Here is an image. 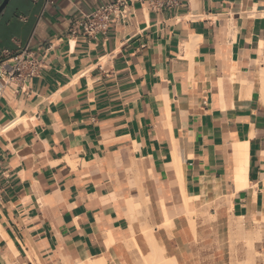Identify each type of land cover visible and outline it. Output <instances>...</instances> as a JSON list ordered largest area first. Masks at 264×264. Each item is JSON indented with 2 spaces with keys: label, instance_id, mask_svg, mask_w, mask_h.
Wrapping results in <instances>:
<instances>
[{
  "label": "crops",
  "instance_id": "crops-1",
  "mask_svg": "<svg viewBox=\"0 0 264 264\" xmlns=\"http://www.w3.org/2000/svg\"><path fill=\"white\" fill-rule=\"evenodd\" d=\"M115 1L0 17V60L45 54L26 93L0 88V264H134L152 236L178 264H233L229 230L264 251V0H127L106 35H72Z\"/></svg>",
  "mask_w": 264,
  "mask_h": 264
},
{
  "label": "built area",
  "instance_id": "built-area-1",
  "mask_svg": "<svg viewBox=\"0 0 264 264\" xmlns=\"http://www.w3.org/2000/svg\"><path fill=\"white\" fill-rule=\"evenodd\" d=\"M151 9L162 10L176 8L181 0H148ZM127 0H117L99 6L91 12H81L82 17L76 20L72 26V35L78 32L91 38L106 35L112 20L120 16L124 19L127 15ZM25 20V18H23ZM52 47L48 46L45 52ZM40 50V49H39ZM45 54L39 55L31 50L28 43L16 52L6 51L0 60V88H11L17 92L26 93L29 85L45 65Z\"/></svg>",
  "mask_w": 264,
  "mask_h": 264
},
{
  "label": "rangeland",
  "instance_id": "rangeland-1",
  "mask_svg": "<svg viewBox=\"0 0 264 264\" xmlns=\"http://www.w3.org/2000/svg\"><path fill=\"white\" fill-rule=\"evenodd\" d=\"M143 206L145 205L143 204ZM146 228H148V226ZM143 229H145V227ZM234 229H236L238 232L244 233L242 227L239 225L234 227ZM229 232H230L229 238H230L231 245H232L233 264L234 263L240 264L239 260H240L241 255L239 251L236 249V243L242 240L244 241L246 240L244 243V247L246 248V252L244 254L248 257V263L246 264H264V251L260 249L258 245L254 244L255 240L256 241L261 240L259 236L253 237L252 235H249V236L244 237L235 231L229 230ZM148 245H149V250L146 251L144 255H139L137 258H135L134 264H147V259L152 251L151 244L149 241H148ZM167 258L168 257L166 256V254H164L162 256V259L160 260V263L163 264L167 262L166 264H172L170 261H167Z\"/></svg>",
  "mask_w": 264,
  "mask_h": 264
},
{
  "label": "bare ground",
  "instance_id": "bare-ground-1",
  "mask_svg": "<svg viewBox=\"0 0 264 264\" xmlns=\"http://www.w3.org/2000/svg\"><path fill=\"white\" fill-rule=\"evenodd\" d=\"M243 158H244L243 149L242 148H239V150H238V157H237L238 165H239V168H238V181H239L238 183H239V188H242L243 187V182L241 181L242 180V171H243L242 170L243 169L242 168L243 167ZM143 203H144V205H146L145 199H143ZM129 206L132 208V211L133 210L135 211V205L133 203H130ZM145 233L147 235H150L151 236L152 231L151 230H146ZM151 241L153 243L151 245L153 249H152V252L150 253V255H149L148 259H147V264H161L160 263V260L162 259V256L165 254V251L162 248V246L161 247L158 246L159 245V244H157L158 242L155 243L156 240L154 239V236L151 237ZM151 241H149V242H151ZM164 259H166V258H164ZM105 261L104 260H98V261L92 262L90 264H107ZM167 261H170L172 264H178V262L176 261V259H173V258H167ZM166 263H163V264H166Z\"/></svg>",
  "mask_w": 264,
  "mask_h": 264
},
{
  "label": "water",
  "instance_id": "water-1",
  "mask_svg": "<svg viewBox=\"0 0 264 264\" xmlns=\"http://www.w3.org/2000/svg\"><path fill=\"white\" fill-rule=\"evenodd\" d=\"M11 0H0V17L4 14Z\"/></svg>",
  "mask_w": 264,
  "mask_h": 264
}]
</instances>
